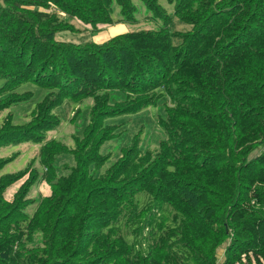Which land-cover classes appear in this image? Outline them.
Here are the masks:
<instances>
[{
    "label": "trees",
    "instance_id": "obj_1",
    "mask_svg": "<svg viewBox=\"0 0 264 264\" xmlns=\"http://www.w3.org/2000/svg\"><path fill=\"white\" fill-rule=\"evenodd\" d=\"M133 1L0 0V169L38 145L0 175V264H216L227 239L221 264H264V0H138L155 26L58 40L136 24ZM159 102L157 149L137 136L101 172L106 120ZM64 105L71 146L49 137Z\"/></svg>",
    "mask_w": 264,
    "mask_h": 264
},
{
    "label": "rangeland",
    "instance_id": "obj_2",
    "mask_svg": "<svg viewBox=\"0 0 264 264\" xmlns=\"http://www.w3.org/2000/svg\"><path fill=\"white\" fill-rule=\"evenodd\" d=\"M135 5L137 6V18L139 21L136 24L130 25L125 23H113L111 25H100L98 28L103 30V32H100L99 34L90 37L87 33H71V32H61L57 35L58 40L60 41H73L75 43H81V39L85 38L87 40L93 39L95 42H103L106 41L108 38L113 37L117 34L126 32L128 30H134V29H148L156 24L153 21H149L148 18L144 15V12H146V8L138 1H133ZM159 3L171 10L173 8V5H169L166 0H159ZM118 10V8H117ZM117 14V12H115ZM76 27L80 29L81 25L79 22L74 23ZM85 27H89L88 25ZM177 29L180 30L183 26L177 24ZM80 32V31H79ZM91 103V100L86 99L83 104H81V110L82 113H87V107ZM31 109V102L22 104L14 109V112H16L18 115H22L25 112H29ZM72 108L69 107V105H64V108L62 111H60L62 117L64 118V121H62V124L54 131H52L49 135L52 137H55L59 139L61 142H64L65 144L71 146L73 144V140L71 137V134H80L84 128V122H82L81 119L76 120V122H70L69 116L72 112ZM65 111H67L65 113ZM68 114V115H67ZM164 110L161 107V102L158 103L157 106H151L147 107L135 114L130 115H121L114 118H109L106 120L107 123L113 124L116 126L115 133L116 135L105 141L99 148L100 154H110V157L107 159V162L101 169V172L104 171L108 166H110L116 158L119 156L120 149L122 147L131 146L135 140V137L138 136L137 141V147L140 150H156L159 144V141L166 138L165 133L161 129L160 125L158 124V115L163 116ZM72 115V114H71ZM66 118V119H65ZM1 122V120H0ZM264 147L263 145H261ZM37 146L26 144L22 147H20L21 155L17 157L16 159L12 160L11 162H8L2 169H0V175L11 173L14 171H17L18 169H22L23 166L26 164L27 160L32 158L37 154L36 149ZM260 151H262L261 147L255 148V150L252 152V156L254 154H258ZM11 150L8 148H1L0 149V157H4L7 155H10ZM251 156V157H252ZM66 157L59 156L58 159ZM56 158V159H57ZM64 163H71L70 158H63L62 162L61 160L58 162V169H60V165ZM35 165H37V162H35ZM62 172V170H60ZM22 183V179L17 181L14 185H12L10 188H8L6 197L8 199H11L12 194L16 190V188ZM38 193L42 195H46L49 193L48 186H45L44 184H39L32 188L31 194L32 196L37 195ZM146 197V195H145ZM34 245L41 246L42 240L39 238V236H36L34 239ZM229 239H227L223 244L217 247L216 255H217V261L216 264H221L223 261L222 255L224 251L225 244Z\"/></svg>",
    "mask_w": 264,
    "mask_h": 264
}]
</instances>
